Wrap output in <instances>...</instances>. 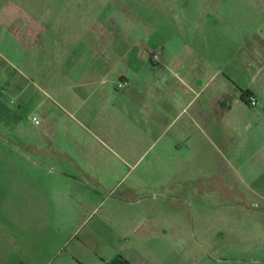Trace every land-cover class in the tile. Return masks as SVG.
<instances>
[{"label":"rangeland","instance_id":"374dc122","mask_svg":"<svg viewBox=\"0 0 264 264\" xmlns=\"http://www.w3.org/2000/svg\"><path fill=\"white\" fill-rule=\"evenodd\" d=\"M12 9L26 12L28 19H21L28 20L37 42H30L35 64L33 70L22 66L25 76L1 66L9 79L0 82V264L45 248L32 245L33 235L46 233L44 218H68V234L78 216L59 204L73 202L96 209L77 230L78 239L95 229L100 244L128 241L144 253L140 264H264V144L236 146L247 156L235 163L205 143L207 158L187 162L191 173L174 177L177 163L169 160L168 146L166 159L158 161L162 146L140 143L137 131L109 139L86 113L90 102L88 111L77 112L74 102L53 108L45 84L60 58L66 63L63 91L104 87L117 96L171 89L172 71L161 56L185 54L182 45H192L201 31L194 22L202 18L213 26V44L228 31L217 23L221 15L236 17L240 26L249 22L264 52V0H0V11ZM8 45L0 44V64L16 48ZM222 50L224 56L230 52ZM94 54L111 56L106 85L86 77ZM47 57L49 65L43 64ZM80 74L86 86L77 82ZM177 180L186 184L165 186ZM103 219L110 228L100 225ZM123 227L131 230L127 238L118 237ZM144 230L152 235L141 238Z\"/></svg>","mask_w":264,"mask_h":264},{"label":"crops","instance_id":"0c3cea01","mask_svg":"<svg viewBox=\"0 0 264 264\" xmlns=\"http://www.w3.org/2000/svg\"><path fill=\"white\" fill-rule=\"evenodd\" d=\"M24 15L28 19L22 9L0 11V44L8 45V41L12 48L16 46L12 52L5 51L7 57L0 64L1 83L9 79L7 70L1 68L4 63L24 76L23 65L33 70L35 60L30 56L32 52H28L30 49L33 51L29 47L30 42L34 43L35 32L32 27H28V20L21 19ZM220 17L222 19L217 20V23H224L223 29L228 30V34L221 33L216 38L221 44L218 41L212 43L214 32L210 29L213 26H208V20L202 18L201 24L200 21L194 22L201 31L192 37V45H182L186 48L185 54L180 51L162 54L161 62L168 71H172L174 86L171 89L155 88L137 94L126 91L117 96L114 91L104 87L90 92L63 91L60 81L66 71V63L56 58L59 65L57 72L54 75L46 73L45 77L49 93L47 99L53 108H64L74 102L77 112L84 109L88 111L86 105L90 102L89 112L82 113L90 115L101 130L105 128L109 139L128 138L133 130L137 131V139L142 144L154 140L156 145L162 146L155 154V159L163 161L170 152L169 160L177 163L174 177L189 175L193 168L187 162L207 158L208 152L203 148L205 143L223 157L238 163L247 155L236 149V146L264 144V52L260 51L258 45V29L251 31V24L247 22L243 26L242 19L241 26L237 25V18L233 16ZM261 39L264 41V34H261ZM42 46L47 56L44 43ZM225 47L230 52L224 56L222 48ZM94 55L89 63L91 76H86L87 73L85 76L91 77L92 83L99 81L106 85L111 75V56L100 58ZM189 62H194L196 68H187L186 63ZM45 63L49 65L48 57ZM171 64L173 67L169 68ZM76 80L82 87L87 85V82L82 81V74L77 75ZM244 92L257 98V107L251 108L243 101ZM163 145L170 148L168 153L164 152ZM78 173L83 174L84 171L79 169ZM183 182L180 185L177 180L165 186L180 187ZM59 205V209L69 210L68 214L78 216L74 218V227L68 234L63 233L68 218H44L46 233L33 235L32 245L45 248L25 251L20 261L6 260L4 264H140L139 257L144 253L139 248H132L128 241L117 246L113 241L100 244L95 239V229L80 239L75 236L77 230L95 214L96 209L91 204L73 202ZM171 211L170 216L176 214L174 209ZM101 221L100 225L110 228L105 219ZM149 232H141V238L152 235ZM127 235H131V230H125L124 227L118 230L119 238H127Z\"/></svg>","mask_w":264,"mask_h":264},{"label":"built area","instance_id":"2783aa9c","mask_svg":"<svg viewBox=\"0 0 264 264\" xmlns=\"http://www.w3.org/2000/svg\"><path fill=\"white\" fill-rule=\"evenodd\" d=\"M155 58L158 60V57L157 56H155ZM247 103H248V106H250L251 108H255V107L258 106V103L259 102H258V100H257V98L255 96L250 95L248 97V99H247ZM34 121L37 122L36 119H34Z\"/></svg>","mask_w":264,"mask_h":264},{"label":"trees","instance_id":"16d2710c","mask_svg":"<svg viewBox=\"0 0 264 264\" xmlns=\"http://www.w3.org/2000/svg\"><path fill=\"white\" fill-rule=\"evenodd\" d=\"M249 96H250L249 92H244L243 95H242V99L247 105H248L247 99H248Z\"/></svg>","mask_w":264,"mask_h":264}]
</instances>
